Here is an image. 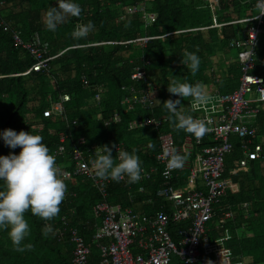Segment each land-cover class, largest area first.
<instances>
[{
    "label": "trees",
    "instance_id": "16d2710c",
    "mask_svg": "<svg viewBox=\"0 0 264 264\" xmlns=\"http://www.w3.org/2000/svg\"><path fill=\"white\" fill-rule=\"evenodd\" d=\"M5 1V21L11 29L19 33L21 42H29L36 34L38 40L46 44L47 55L61 53L49 61L47 72L20 75L29 69L33 60L25 50L13 44L8 33L0 29V134L10 129L17 133L25 131L41 135L50 154L57 149L58 133L66 136L63 146L67 152L79 139L82 143H77V146L83 151H90L93 146L97 148L104 145H120L121 150L129 153L135 150L142 167L154 163L158 151L157 134L170 132L176 146H179L187 135L182 130H173L167 119L169 113L162 106L166 100L181 99L167 92L171 78H181L191 84H206L211 81V74L208 72L212 69L211 60L216 58L215 53H229V41L238 38L242 29L238 25L225 24L232 16L239 17L256 2L221 1L214 10L215 13H212L208 6L196 4L198 0H152L144 6L147 11L155 14V21L144 27L138 14L119 20L121 6L134 5L142 0H73L83 9L81 16L69 17L66 23L58 25L56 31L51 32L41 26L39 18L41 11H46L49 6H56V0ZM254 13L255 11L251 12ZM89 21L95 27L88 37L73 39L71 33L76 24ZM217 25L220 27H213ZM260 28L264 38V16ZM169 33L174 34L165 36ZM144 36L158 38L148 40L145 44H119ZM98 43L103 44L86 46ZM261 44L260 40L251 74L264 79V47H260ZM185 49L195 52L201 60L195 76L181 63ZM215 65L220 64L216 61ZM136 67L144 72V82L130 79ZM230 67L229 78L215 84L220 94L230 93L237 86V67ZM81 79L86 80V88L82 87ZM27 82H30L29 87ZM145 84L155 90V100H159L161 105L154 106L151 112L140 110L138 107L129 111L122 108L120 100L124 93L120 90L121 86L131 85L138 89ZM98 92L99 101L94 105L92 98ZM60 95H67L69 98L65 104L68 124L54 117L43 118L41 115V111L48 107L47 98L55 102ZM189 99L191 98L181 101L186 104ZM115 112L119 120L112 122L110 118ZM142 117H152L161 124L156 130L148 127L128 129L131 120ZM71 120H75V125L69 124ZM252 126L256 132L251 139L250 148L256 144L260 145L259 158L249 161L244 172L228 175V170L235 168L240 158L239 140L230 138L232 150L224 158L223 176L229 177L235 187L233 192L226 191L212 208L216 215L224 211L232 214V218L224 223L230 233V239L225 246L231 258L240 260L243 264H264V175L260 169L264 165V106L259 110ZM149 144L154 147L150 148ZM19 152V147L10 149L0 139V156L18 155ZM112 156L115 158L113 147ZM67 161L68 158L65 157L56 158V162L61 166H65ZM152 179L153 184H127L126 187L111 181L105 186V201L135 208L136 204L145 203L148 198L151 203L143 206L142 212L151 214L159 209V200L153 198L152 194L150 197L141 195L136 189L143 186L153 192L159 180L157 176ZM65 183L66 198L60 205V213L55 219L43 221L30 212L25 214L30 227V235L25 243L33 245L31 251H15L7 232L0 230V264H71L70 246L65 242L57 243L50 235L44 236L42 233L43 222L51 224L53 229L60 228V217L65 218L66 226L77 227L79 235L89 245L92 232L90 209L101 200V196L81 177L76 178L74 185L71 182ZM2 184L0 181V186ZM127 195L133 196L132 204L128 203ZM242 203L247 205L245 212L239 208ZM183 227L182 223L170 226L168 231L172 240L175 241V232ZM89 247V264H97L98 251L92 245ZM169 264L181 263L172 257Z\"/></svg>",
    "mask_w": 264,
    "mask_h": 264
},
{
    "label": "built area",
    "instance_id": "2783aa9c",
    "mask_svg": "<svg viewBox=\"0 0 264 264\" xmlns=\"http://www.w3.org/2000/svg\"><path fill=\"white\" fill-rule=\"evenodd\" d=\"M149 1L152 0H142L134 5L121 6L119 20L138 14L143 26H149L155 21V14L147 11L144 6ZM198 1L205 3L213 12L221 1L231 0ZM261 3L262 0H256L244 16L233 17L225 24L242 26L240 36L231 39L228 43V48L235 52L234 60L239 73L236 89L225 94L213 92L210 94L212 100L209 104L198 109L191 107V99L185 105L190 115L195 119H203L211 131L200 140L187 134L182 139V145L179 146L174 144L170 132L157 134L158 151L154 157V163L142 167L144 178L138 183L153 184V176H157L159 183L153 192L143 186L137 187L136 192L147 197L152 194L153 198L160 202L158 210L151 214H144L130 205L122 207L118 203H107L105 186L112 180H99L95 176L91 161L95 159L96 147L93 146L90 151L80 150L77 143L81 144L82 140L79 139L76 145L67 152L63 146L66 136L58 133L57 149L51 155L55 158H68L65 166L57 163L62 171L69 173L64 178L65 182H71L74 185L76 178L81 177L86 179L101 196V200L90 209L92 232L89 245L79 235L77 227L66 226L64 217L59 218L61 227L49 234L55 242H65L70 246L71 264H89L91 262L90 245L98 251L97 264H169L172 257L181 264H209V262L210 264H243L240 260L232 259L225 246L230 239V233L224 223L232 218L231 212L224 211L216 215L212 207L219 198L225 195L226 191L233 192V187H235L229 177L223 176L224 158L232 150L230 138L239 140L240 158L235 168L229 170V175L244 172L248 162L258 159L260 155L259 144L254 145L253 148L250 146H252L251 139L256 132L252 126L253 120L260 108L264 106V80L260 76L251 74L259 37L262 34L260 27L264 15H259ZM5 6V1L0 0L1 31L8 33L13 44L25 50L33 60L29 69L20 75H26L29 72H47L49 61L58 57L61 52L54 56L47 55L46 44L40 42L36 34L29 42H21L19 33L11 29L3 18ZM252 11L255 13L251 14ZM213 27H220V25ZM155 38L158 37L144 36L119 44L131 42L145 44L148 40ZM101 44L103 43L86 46H100ZM130 79L144 82V72L136 67ZM212 79L215 84L220 82V77L215 74ZM81 84L84 88L88 86L84 79H81ZM120 90L124 93L120 105L125 110L129 111L138 107L140 110L151 112L154 108L156 93L148 84L138 89L131 85H123ZM47 99L48 107L41 111L42 117H54L68 124L69 120L64 107L69 100L68 96L60 95L55 102ZM98 101L99 92L94 94L92 103L96 105ZM110 120L112 122L119 120L116 112L111 115ZM69 124L75 125V120H71ZM160 124V121L152 117H142L131 120L128 123V129L148 127L156 130ZM171 148H176L180 154L188 156L182 169L167 168L166 153ZM119 150H121L120 145L113 147L115 156ZM166 170L169 172L167 178L163 175ZM180 172H185L184 183L186 185L196 187L189 190L180 189ZM117 183L122 187L130 185L127 183V178ZM127 200L129 204H132L133 196L127 195ZM147 203L151 202L148 200ZM246 207L247 205L242 203L239 208L245 212ZM46 223L43 222L44 226ZM181 223L184 227L175 232L174 241L168 229L170 226ZM212 234L214 235L211 237Z\"/></svg>",
    "mask_w": 264,
    "mask_h": 264
},
{
    "label": "clouds",
    "instance_id": "9594fccd",
    "mask_svg": "<svg viewBox=\"0 0 264 264\" xmlns=\"http://www.w3.org/2000/svg\"><path fill=\"white\" fill-rule=\"evenodd\" d=\"M5 3L4 19L7 1ZM82 11L81 6L73 0H56V6L48 7L42 22L46 30L55 32L58 25L66 23L69 17L79 18ZM259 15H264V0L260 5ZM94 27L91 21L78 23L71 36L76 40L86 39ZM168 35L170 33L166 36ZM183 57L181 63L186 65L191 74L195 76L201 64L199 56L185 49ZM212 72L211 74H217L213 68ZM249 78L258 83L252 77ZM219 83H222L221 78ZM167 92L181 99L191 98L193 109L206 106L212 100L206 84L202 82L191 84L177 77L171 78ZM154 101V106L161 105L159 100ZM179 105V99L166 100L162 105L169 113L167 119L173 130H182L197 140L202 139L211 131L203 119H195L192 115L185 114L183 107ZM141 127H143L142 124ZM0 139L10 149L20 148L18 155L0 156V181L3 182L0 186V230L7 232L15 251H31L33 245L25 243L30 235V227L25 214L30 212L43 221L55 219L60 213V205L66 198L67 185L64 178L69 173L62 171L57 165L55 156L50 154L41 135H33L25 131L17 133L7 129L0 134ZM112 147L104 145L95 149V159L91 161V167L99 180L120 182L127 178V183L135 184L144 178V170L135 150L132 153L119 150L113 158ZM149 147L152 148L154 145L149 144ZM166 158L168 169H182L188 156L180 154L176 148H171L166 153ZM163 175L167 178L169 172L166 170ZM42 233L44 236L54 233L51 224L46 223Z\"/></svg>",
    "mask_w": 264,
    "mask_h": 264
},
{
    "label": "crops",
    "instance_id": "0c3cea01",
    "mask_svg": "<svg viewBox=\"0 0 264 264\" xmlns=\"http://www.w3.org/2000/svg\"><path fill=\"white\" fill-rule=\"evenodd\" d=\"M248 5V4H247ZM247 11H243V13L239 16H244L246 14ZM235 17V16H232V18ZM242 28V27H241ZM242 30V29H241ZM241 32V31H240ZM240 35V34H239ZM235 39V38H233ZM229 49V48H228ZM229 50H232V49H229ZM234 51V50H233ZM215 57L216 58H213L211 60V64L213 65L212 68L214 70V67H217L214 71L216 76L220 77L222 80L224 78H229V70H230V66H235L237 67V64H236V61L234 60L235 59V52H234V56L233 57H230L229 54L225 51H218L215 53ZM216 61L220 64L219 66H216L215 63ZM235 64V65H234ZM228 71V74H226V72ZM209 74L213 73L212 72V69L210 70V72H208ZM212 77H213V74H211V76H209V78L211 79L212 81ZM238 78V77H237ZM211 81L207 82L206 85L208 86V91H209V94H212L213 92L217 91V87L215 86V84H213ZM155 91V90H154ZM181 101V99H179ZM183 103V101H181ZM182 105V104H181ZM183 112L185 114H188L190 115V112L185 108V103H183ZM183 143V140L182 142L180 143V145H182ZM229 172V170H228ZM229 175V173H228ZM184 176H185V172H180L179 173V180H180V189H184V190H189L191 188H195L196 186H188L184 183ZM146 202L145 203H139V204H136L134 207L136 210L138 211H141L142 212V207L145 206V205H149L148 202V198L145 199Z\"/></svg>",
    "mask_w": 264,
    "mask_h": 264
},
{
    "label": "rangeland",
    "instance_id": "374dc122",
    "mask_svg": "<svg viewBox=\"0 0 264 264\" xmlns=\"http://www.w3.org/2000/svg\"><path fill=\"white\" fill-rule=\"evenodd\" d=\"M194 1V0H193ZM195 2V1H194ZM196 4H202L203 6H207L205 3H202V2H195ZM202 6V7H203ZM47 11V10H46ZM46 11H41L40 12V18H39V22H40V24H41V26H43L44 27V25H43V22H42V18H43V15H44V13L46 12ZM211 11V10H210ZM6 13V12H5ZM212 13H215V11H213ZM240 27H242V26H240ZM262 41V44L260 45V47L262 46V47H264V38H263V34L262 35H260V37H259V41ZM229 56L230 57H233L234 56V51L233 50H229ZM217 67H214V70L216 69ZM30 82H27V87H29V84ZM245 98H247V96H245ZM178 99V98H177ZM182 104V105H181ZM93 105V104H92ZM179 106H182L183 107V103L180 101V105ZM260 169H261V171H262V174L264 175V165H262L261 167H260Z\"/></svg>",
    "mask_w": 264,
    "mask_h": 264
}]
</instances>
